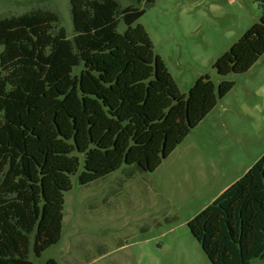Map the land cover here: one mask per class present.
Segmentation results:
<instances>
[{"label": "trees", "instance_id": "obj_1", "mask_svg": "<svg viewBox=\"0 0 264 264\" xmlns=\"http://www.w3.org/2000/svg\"><path fill=\"white\" fill-rule=\"evenodd\" d=\"M71 13V39L50 13L0 21V264H35L59 244L73 176L89 187L155 172L235 87L207 75L182 95L135 27L146 9L71 0ZM263 55L264 10L214 67L245 74ZM189 228L212 264L264 260V156Z\"/></svg>", "mask_w": 264, "mask_h": 264}, {"label": "rangeland", "instance_id": "obj_2", "mask_svg": "<svg viewBox=\"0 0 264 264\" xmlns=\"http://www.w3.org/2000/svg\"><path fill=\"white\" fill-rule=\"evenodd\" d=\"M114 1L121 10L146 9L135 27L146 30L182 95L207 75L216 88L222 81L235 87L155 172L128 177L121 170L89 187L73 176L62 239L31 261L212 264L189 223L264 153V55L245 74L222 78L214 65L260 23L264 0H153L149 7L147 0ZM37 12L56 15L54 33L74 37L71 0H0V21Z\"/></svg>", "mask_w": 264, "mask_h": 264}, {"label": "crops", "instance_id": "obj_3", "mask_svg": "<svg viewBox=\"0 0 264 264\" xmlns=\"http://www.w3.org/2000/svg\"><path fill=\"white\" fill-rule=\"evenodd\" d=\"M263 156H264V153H263V154H262V155H261L256 161H258V160H259L260 158H262ZM255 164H256V163H255ZM255 164H254V165H255ZM254 165H253V166H254ZM253 166H250L249 169L247 170V172H248ZM247 172H246V173H247ZM246 173H245V174H246ZM245 174H244V175H245Z\"/></svg>", "mask_w": 264, "mask_h": 264}]
</instances>
